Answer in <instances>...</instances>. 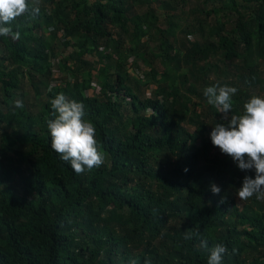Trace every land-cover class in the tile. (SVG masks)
<instances>
[{"label": "trees", "instance_id": "trees-1", "mask_svg": "<svg viewBox=\"0 0 264 264\" xmlns=\"http://www.w3.org/2000/svg\"><path fill=\"white\" fill-rule=\"evenodd\" d=\"M36 6L0 36V264H207L217 244L223 264H264V199L236 196L255 173L212 145L228 120L203 95L237 88L228 119L264 95V0ZM59 93L84 104L102 166L51 149Z\"/></svg>", "mask_w": 264, "mask_h": 264}, {"label": "clouds", "instance_id": "clouds-1", "mask_svg": "<svg viewBox=\"0 0 264 264\" xmlns=\"http://www.w3.org/2000/svg\"><path fill=\"white\" fill-rule=\"evenodd\" d=\"M39 0H0V36L20 38L19 31H13V22L22 15L33 17L39 14ZM139 67V66H138ZM238 89L235 87L213 85L204 89L203 95L208 105L222 114L227 124L217 123L212 127L210 140L221 154L231 157L241 171H254L255 178L245 176L242 186L236 192L239 200L246 201L253 196L264 199V97L253 95L243 104L241 115H232V98ZM147 95L149 93L146 91ZM52 116L47 128L50 134V147L61 160L70 164L76 174L98 168L105 162L104 154L98 148L96 129L84 119L85 106L82 102L69 100L63 93L50 101ZM15 108H23V101H14ZM214 195L221 188L215 183L210 185ZM186 236V239H190ZM202 246H207L202 242ZM228 249L217 244L210 250L207 264H223ZM235 251V250H233Z\"/></svg>", "mask_w": 264, "mask_h": 264}, {"label": "rangeland", "instance_id": "rangeland-1", "mask_svg": "<svg viewBox=\"0 0 264 264\" xmlns=\"http://www.w3.org/2000/svg\"><path fill=\"white\" fill-rule=\"evenodd\" d=\"M195 2H196V0H189V5H193V4H195ZM157 15H161V13L160 12H157L156 13ZM209 23V22H208ZM180 24V23H179ZM207 29H208V27H207ZM55 44H56V41H55ZM58 48L60 47V46H57ZM157 67H158V69L160 68V66H159V64H157ZM28 90H30V89H28ZM253 95H255L256 96V93L254 92V94ZM261 97H264V95H262ZM220 113V112H219ZM221 114V113H220ZM237 200H238V198H237Z\"/></svg>", "mask_w": 264, "mask_h": 264}]
</instances>
